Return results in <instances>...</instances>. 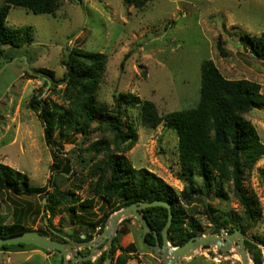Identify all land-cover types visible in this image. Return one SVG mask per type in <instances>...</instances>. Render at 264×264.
Here are the masks:
<instances>
[{"label":"rangeland","instance_id":"1","mask_svg":"<svg viewBox=\"0 0 264 264\" xmlns=\"http://www.w3.org/2000/svg\"><path fill=\"white\" fill-rule=\"evenodd\" d=\"M7 21L14 27L31 26L34 41L13 50V60L0 62V162L26 173L32 186L54 190L50 178L54 174L55 158L45 138L46 123L30 108L29 102L41 91L43 99L51 98L61 105L68 106L69 100L66 85L52 89L50 84L29 76L27 71L49 68L61 78L67 70L63 60H67L74 49L107 55L97 98L111 111L119 92H133L153 101L162 115L195 107L200 100L201 66L207 59L212 60L226 78L256 81L262 85L264 93V60L254 56L246 37H255L264 31V0H149L142 9L123 0H62L55 14H36L24 7L12 6ZM219 40L227 51L225 56L218 48ZM128 113L136 124L138 141L125 155L136 168L145 167L162 177L181 199L187 183L179 177L182 166L177 134L165 122L155 129L142 125L138 107ZM245 117L254 124L264 142V106L253 109ZM104 119L97 115L93 127ZM103 137L110 134L96 131L84 137L71 131L68 136H62L56 130L53 137L60 160L70 159L73 166L70 173L55 175L57 187L75 192L81 201L93 198L91 206L77 203L74 214L69 210L73 204L65 202L52 216L46 210L45 192L20 194L4 190L0 192V212L6 222L12 223L23 211L24 225L34 231H46L48 236L60 241L73 232H91L90 222L100 219L112 206L93 190L97 176L92 166L103 154L95 156L86 151ZM83 159L87 162H82ZM244 178L247 193L260 207L258 220L251 224L244 219L245 209L233 193L231 182H226L224 187L227 199L217 197L215 192L207 195L203 189L193 203H181L189 208L187 215H193L200 222L202 234L216 228L208 212L209 204L214 207L224 232L237 216L241 217L247 227L246 237L261 248L264 259V157L246 169ZM196 180L201 186L202 179L197 177ZM129 219L119 225L116 235L119 246L131 250L126 264H165L161 256L144 243L140 220ZM53 226L61 231L53 234ZM97 230L94 238L101 234H97ZM100 247L104 250L97 249L95 264H118L123 249L108 255L106 242ZM34 250L30 247L23 251L0 250V264L63 263L61 256L52 251L38 249L41 253L34 254ZM80 251L85 253L87 248ZM101 257L104 260L99 263ZM249 257L251 264H255L251 251ZM180 264H242V260L235 249L222 252L214 247L198 250Z\"/></svg>","mask_w":264,"mask_h":264},{"label":"trees","instance_id":"2","mask_svg":"<svg viewBox=\"0 0 264 264\" xmlns=\"http://www.w3.org/2000/svg\"><path fill=\"white\" fill-rule=\"evenodd\" d=\"M61 1L3 0L0 4V62L5 59L13 60L15 58L13 50L30 45L34 41L31 26L14 27L8 24L12 6L24 7L36 14H55ZM123 1L138 9L144 8L149 2V0ZM246 37L254 56L264 60V31L255 37ZM218 48L222 55H227L221 40H219ZM106 62L105 53L74 49L69 58L63 60L67 70L61 78H57L54 71L49 68H37L34 72L27 71L29 76L42 79L46 85L50 83L52 89L60 84L66 85L68 106L58 104L51 98L43 99V91L33 95L29 102L30 108L38 112L46 123L45 138L53 148L55 158L54 174L50 178V184L54 190L32 186L26 173L0 162V192L4 190L20 194L45 192L48 197L46 210L50 211L52 216L56 208L65 202L73 204L69 210L74 214L77 203L91 206L94 202L93 198L81 201L75 192L63 191L57 187L55 175L68 174L73 166L70 159L66 162L60 160L53 137L56 130H59L62 136H68L72 131V133H81L84 137L96 131H105L110 134V137H103L93 142L86 151L95 156L103 154L102 158L92 166L94 176H97L93 190L95 195L112 206L100 219L90 222L91 232L70 233L69 237L72 239L76 241L93 239L94 231L98 229L97 234L102 233L109 217L125 206L140 201L162 200L172 205L174 213L173 222L169 228V240L173 246H181L193 236L203 233L200 222L193 215H187L189 208L187 209L181 201H186L187 204L193 203L202 194L203 189L206 190L207 195L215 192L217 197L227 199L224 191L226 182L233 184V193L245 209L244 219L248 221V224L258 220L260 207L255 198L245 189L244 174L246 169L252 168L259 159L264 157V142L245 114L264 106L262 85L250 79H228L212 60L207 59L201 66L200 100L195 107L174 110L162 115L153 101L143 99L133 92H119L115 95L116 104L111 111L107 104L97 98ZM134 107L139 109V120L142 125L155 129L165 122L167 127L177 134L179 159L182 166L179 177L187 183L181 193L183 200L162 177L145 167L136 168L125 155V152L138 141L136 124L128 113ZM97 115L105 119L93 127ZM82 162L87 161L83 159ZM197 177L202 179L201 186L197 183ZM207 208L212 222L216 224L213 232L220 233L221 226L214 207L209 204ZM141 213L150 226L157 231L159 241L162 243V230L168 220V209L155 206L144 208ZM23 215L22 211L12 223H7L6 217L0 212V237L34 231L24 225ZM128 221H130L129 218L121 224L124 225ZM235 229L247 233V227L239 216L227 228V232L231 233ZM37 231L49 235L46 231ZM55 231L61 230L55 226L51 227L53 234ZM83 235H85L84 238ZM147 241L151 244L156 243L153 233L147 235ZM118 242L119 238L116 236L111 254L114 255L119 248L123 249L124 253L118 264H126L131 250L122 248ZM28 247L50 252L25 243L6 244L0 247V250L23 251ZM246 247L252 252L255 264H264L262 250L257 244L248 239ZM61 259L63 260L62 257ZM103 260L104 257H101L98 262L101 263Z\"/></svg>","mask_w":264,"mask_h":264},{"label":"water","instance_id":"3","mask_svg":"<svg viewBox=\"0 0 264 264\" xmlns=\"http://www.w3.org/2000/svg\"><path fill=\"white\" fill-rule=\"evenodd\" d=\"M155 206H163L168 209V220L162 230V243L159 241L157 231L150 226L146 217L141 213L142 209ZM173 216L172 205L166 201H140L115 211L109 217L104 231L91 240L76 241L66 237V241H60L38 231H25L7 237H0V247L6 244H31L60 255L63 258V264H88L87 262H94L97 249L104 250V247H98L105 242L108 245L106 251L109 255L111 252L110 247H112L113 240L118 233L119 225L125 219L135 217L142 224L144 243L160 255L165 264H180L185 258L194 256L198 250L212 249L214 247H217L222 252L235 249L241 255L242 264H251L249 250L246 247L248 238L240 229H235L231 233L221 230L220 233L211 232L196 235L181 246H173L169 240V228L173 222ZM150 233H153L156 238L155 244L147 241V235ZM84 237L85 235H83ZM82 248H89V254L83 255L80 251Z\"/></svg>","mask_w":264,"mask_h":264},{"label":"flooded vegetation","instance_id":"4","mask_svg":"<svg viewBox=\"0 0 264 264\" xmlns=\"http://www.w3.org/2000/svg\"><path fill=\"white\" fill-rule=\"evenodd\" d=\"M63 241H65V239H63ZM89 252H90V249L89 248H87V252H85V253H83V252H81L83 255H87V254H89ZM106 253H107V251H106ZM88 264H95V262H87Z\"/></svg>","mask_w":264,"mask_h":264},{"label":"crops","instance_id":"5","mask_svg":"<svg viewBox=\"0 0 264 264\" xmlns=\"http://www.w3.org/2000/svg\"><path fill=\"white\" fill-rule=\"evenodd\" d=\"M38 253H41L40 250L38 249L34 250V254H38Z\"/></svg>","mask_w":264,"mask_h":264}]
</instances>
